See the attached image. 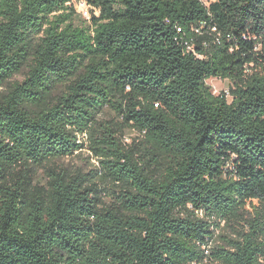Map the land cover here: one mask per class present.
Wrapping results in <instances>:
<instances>
[{
	"label": "trees",
	"instance_id": "1",
	"mask_svg": "<svg viewBox=\"0 0 264 264\" xmlns=\"http://www.w3.org/2000/svg\"><path fill=\"white\" fill-rule=\"evenodd\" d=\"M0 87V264H264V0H0ZM80 137L108 187L56 165Z\"/></svg>",
	"mask_w": 264,
	"mask_h": 264
},
{
	"label": "rangeland",
	"instance_id": "2",
	"mask_svg": "<svg viewBox=\"0 0 264 264\" xmlns=\"http://www.w3.org/2000/svg\"><path fill=\"white\" fill-rule=\"evenodd\" d=\"M74 10L76 12V18H75V24L77 26H82L85 24H88L92 21L93 15L96 17L99 16V10H92L91 8L85 9L80 6V3L73 2L72 3ZM88 11V16L85 15V11ZM26 71L22 74L14 77L11 80V83L14 82H21L25 78ZM206 85L211 89L212 93L214 95H221L223 93L226 94L228 101H232L233 97L231 95L230 89L232 87V83L229 80H221L218 78H211L207 80ZM4 88L0 87V92L3 91ZM61 89V88H60ZM97 120L100 123H104L106 126L111 127L112 124H117L116 127L117 133L116 136L122 141V144L127 149L134 148L136 145L140 143V141L143 139L142 135L139 133V131L135 128H132L128 125H123L122 119H120L117 114L110 110L109 108L103 110L97 115ZM78 143H84L85 148L81 150L80 152H77L74 156L66 157L64 159H61L59 161H56V165L67 169L72 175L75 174H82L85 176L86 179H90L96 183L101 188L108 187L107 184H101L99 181L100 173L96 174V176L92 177L91 175L97 173V170H101V165L99 163L98 157L90 150L89 148V141L86 138L80 137L78 140ZM40 180L45 181V175L43 172L40 174ZM103 201L105 204L110 205L114 200L108 196L107 193L103 194ZM260 207L256 201L250 202L246 205L244 210V218H254L255 213L257 210H259ZM198 216L201 219L208 220L202 213L198 214ZM238 228L239 230H246L247 231V225L245 222H242L241 225L235 226V227H227L223 222L220 223V228L214 227L213 229H216L215 231V238L214 241L210 244V246L206 250V254L210 257H213L211 255V249H215L217 247H222L226 250L232 251V249L225 245V241L228 239H238L237 234H235V229ZM205 264H220L219 262L207 260Z\"/></svg>",
	"mask_w": 264,
	"mask_h": 264
},
{
	"label": "built area",
	"instance_id": "3",
	"mask_svg": "<svg viewBox=\"0 0 264 264\" xmlns=\"http://www.w3.org/2000/svg\"><path fill=\"white\" fill-rule=\"evenodd\" d=\"M78 3H80V6L85 9L87 8H91L90 5H88V3H86L85 1H78ZM92 9V8H91ZM93 10V9H92ZM85 15L88 16V11H85ZM201 214V213H200Z\"/></svg>",
	"mask_w": 264,
	"mask_h": 264
}]
</instances>
